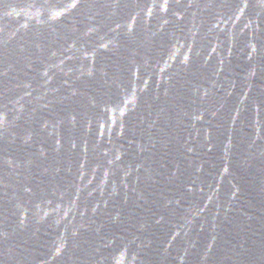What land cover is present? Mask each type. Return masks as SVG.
Here are the masks:
<instances>
[{
	"label": "water",
	"instance_id": "obj_1",
	"mask_svg": "<svg viewBox=\"0 0 264 264\" xmlns=\"http://www.w3.org/2000/svg\"><path fill=\"white\" fill-rule=\"evenodd\" d=\"M0 264H264V0H120L1 73Z\"/></svg>",
	"mask_w": 264,
	"mask_h": 264
}]
</instances>
